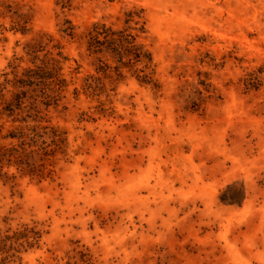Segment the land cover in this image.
<instances>
[{"label": "rangeland", "instance_id": "374dc122", "mask_svg": "<svg viewBox=\"0 0 264 264\" xmlns=\"http://www.w3.org/2000/svg\"><path fill=\"white\" fill-rule=\"evenodd\" d=\"M0 264H264V0H0Z\"/></svg>", "mask_w": 264, "mask_h": 264}, {"label": "trees", "instance_id": "16d2710c", "mask_svg": "<svg viewBox=\"0 0 264 264\" xmlns=\"http://www.w3.org/2000/svg\"><path fill=\"white\" fill-rule=\"evenodd\" d=\"M104 33L106 34V38L115 35L114 33H108V31H105ZM127 39L128 37H124L122 35L120 36L119 40L111 42L110 44L115 46L113 51L117 53L120 58L129 57L133 55L136 59H140L142 57V54L140 53V49H138L134 45V39L131 37V39L133 40L132 42H128ZM96 44H100V42H96ZM222 201L225 203L235 204L237 203V197L225 194L222 198Z\"/></svg>", "mask_w": 264, "mask_h": 264}]
</instances>
